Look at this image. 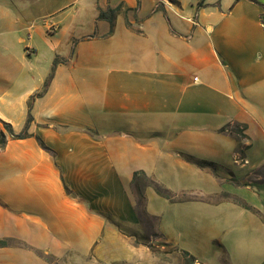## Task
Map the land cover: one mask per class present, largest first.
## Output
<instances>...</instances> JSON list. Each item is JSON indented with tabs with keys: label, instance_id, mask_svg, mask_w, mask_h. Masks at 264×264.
I'll list each match as a JSON object with an SVG mask.
<instances>
[{
	"label": "crops",
	"instance_id": "crops-1",
	"mask_svg": "<svg viewBox=\"0 0 264 264\" xmlns=\"http://www.w3.org/2000/svg\"><path fill=\"white\" fill-rule=\"evenodd\" d=\"M97 7L95 34L82 35L87 51L71 47L74 22L60 9L30 44L22 37L26 14L8 21L0 42V120L20 133L33 119L30 137L0 149V239L26 245L0 248V264H54L35 253L83 257L120 244L122 224L138 225L122 171L136 152H162L158 140L188 153L194 146L218 152L221 142L238 146L222 131L234 124L244 128L245 151L264 138V0H101ZM110 8L119 10L113 28L98 19ZM53 69L46 93L32 100ZM193 72L202 73L198 82ZM194 107L218 117L191 133L184 116ZM246 189L240 198L264 224V200Z\"/></svg>",
	"mask_w": 264,
	"mask_h": 264
},
{
	"label": "rangeland",
	"instance_id": "rangeland-1",
	"mask_svg": "<svg viewBox=\"0 0 264 264\" xmlns=\"http://www.w3.org/2000/svg\"><path fill=\"white\" fill-rule=\"evenodd\" d=\"M100 2L0 0V42L8 34V21L26 14L28 28L22 37L30 44V35L37 34L35 30L44 26V19L56 21L47 14L60 9L61 18L74 22L71 47L75 44L77 50L87 51L89 45L82 35L95 34ZM49 27L53 32L56 25L50 22ZM192 74V78L197 76L194 82L202 77L201 72ZM189 110L194 111L187 112L184 120L191 133L203 125L208 127L218 117L215 110H202L200 114H196L195 107ZM230 130L238 146L221 142L218 152L207 146H194V153H188L180 146H165L164 139L156 142L162 152H136V159L127 162L122 174L135 198L138 225L122 224L124 238L119 243L123 242V246L113 243L104 251L94 249L83 257L75 251H67L58 259L50 255L42 258L38 252L36 256L54 264H188L184 254L188 252L196 258L195 264H264L261 215L236 202L247 204L239 195H244L248 186L260 196V201L264 200V138L256 137L255 146L245 151L244 128L234 124ZM241 150L244 156L238 154ZM136 172L144 174L134 180ZM158 187L164 189V194Z\"/></svg>",
	"mask_w": 264,
	"mask_h": 264
},
{
	"label": "trees",
	"instance_id": "trees-1",
	"mask_svg": "<svg viewBox=\"0 0 264 264\" xmlns=\"http://www.w3.org/2000/svg\"><path fill=\"white\" fill-rule=\"evenodd\" d=\"M251 1H255V0H251ZM118 11H119L118 9H111V8L108 9L107 11L99 10V17H98V19L99 20L108 21L110 23L111 27L113 28ZM53 75H54V69L52 70V73H51L49 79L45 83V86H44L43 91L41 93L37 94L36 96L32 97V100L35 97L41 96L44 93H46V91H47V89L49 87V84L51 82V79H52ZM32 120H33L32 119V116H31V114H29L28 121H27V124H26V128H25L24 131H22L20 133L15 132L12 124L0 120L1 124L3 125V127H4V129L6 131V132L5 131H1L0 132V149L5 148V146L7 145V143H8L9 140H19V139H26V138L30 137V134L28 133V127H29L30 123L32 122ZM238 127H241V125H238ZM225 130L230 131V133L232 135L234 134V132L232 130H230V128H228V127L222 129V131H225ZM238 134H241L239 128H238ZM242 137L244 138V136H242ZM37 140H38V142L40 143V145L42 146L43 149L52 152V150L46 146V144L43 142V140L40 137H37ZM237 152H238V154H241L242 156H244V151L241 150V151H237ZM141 173L144 174V172H136L134 174V180H135V177L138 176ZM158 188L160 190V193L161 194H164L163 192H161V190H164V189H162L160 187H158ZM165 192H168V191L165 190ZM165 195H166V193H165ZM236 202L238 204L242 205L243 207H245L247 209H250V206H248L244 202H240V201H236ZM17 242H16L15 239H11V238H8V239H0V248H3V247H14V246L15 247L16 246L17 247H26L25 244L20 243V242H18V244H17ZM38 254L42 258L44 257V255H47L46 253H42V252H38ZM184 254L189 259L188 264H195L196 263V258L194 256H192L188 252H185Z\"/></svg>",
	"mask_w": 264,
	"mask_h": 264
},
{
	"label": "built area",
	"instance_id": "built-area-1",
	"mask_svg": "<svg viewBox=\"0 0 264 264\" xmlns=\"http://www.w3.org/2000/svg\"><path fill=\"white\" fill-rule=\"evenodd\" d=\"M189 20L193 21L192 19H189Z\"/></svg>",
	"mask_w": 264,
	"mask_h": 264
}]
</instances>
